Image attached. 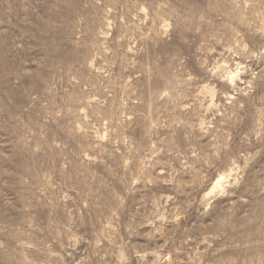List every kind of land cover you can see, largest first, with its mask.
I'll use <instances>...</instances> for the list:
<instances>
[{
	"label": "rangeland",
	"instance_id": "374dc122",
	"mask_svg": "<svg viewBox=\"0 0 264 264\" xmlns=\"http://www.w3.org/2000/svg\"><path fill=\"white\" fill-rule=\"evenodd\" d=\"M0 264H264V0H0Z\"/></svg>",
	"mask_w": 264,
	"mask_h": 264
}]
</instances>
